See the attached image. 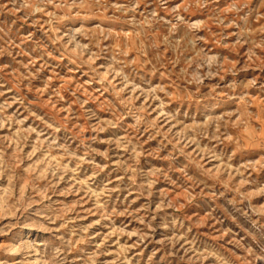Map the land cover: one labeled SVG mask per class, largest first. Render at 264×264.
<instances>
[{"label":"rangeland","instance_id":"rangeland-1","mask_svg":"<svg viewBox=\"0 0 264 264\" xmlns=\"http://www.w3.org/2000/svg\"><path fill=\"white\" fill-rule=\"evenodd\" d=\"M0 264H264V0H0Z\"/></svg>","mask_w":264,"mask_h":264}]
</instances>
